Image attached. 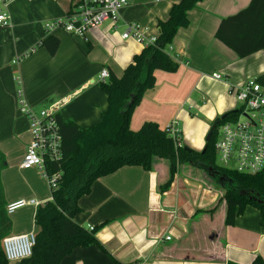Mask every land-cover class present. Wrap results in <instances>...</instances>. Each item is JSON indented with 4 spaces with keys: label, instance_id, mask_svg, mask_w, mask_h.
<instances>
[{
    "label": "crops",
    "instance_id": "1",
    "mask_svg": "<svg viewBox=\"0 0 264 264\" xmlns=\"http://www.w3.org/2000/svg\"><path fill=\"white\" fill-rule=\"evenodd\" d=\"M19 1L8 3V25L0 27L5 205L24 199V191L8 184L10 171L37 172L20 165L31 137L28 120L18 108V91L32 109L53 105L63 119L80 127L96 124L107 107L100 71L105 68L108 76L111 72L121 76L143 47L132 38L123 39L122 31L129 23H139L157 35V21L167 19L172 3L178 0H130L117 22L89 28L84 38L60 28L45 29L47 22L66 14L70 0H25L31 9L24 15L15 5ZM249 2L201 0L188 11V25L179 28L166 47L178 67L173 72L154 71V85L144 91L131 114L132 130L145 121L166 127L176 120L182 145L201 151L212 121L238 108L230 87L254 77L264 89V47L239 57L215 37L220 20ZM48 34L59 39L54 54L37 45ZM213 72L222 78H214ZM183 166H178L163 192L157 187L167 180L169 171L168 161L162 158L153 160L151 170L122 166L96 179L90 192L79 198L81 211L74 220L87 228L99 226L100 245L76 247L59 264H249L257 255L264 260V221L259 223L258 209L247 205L234 224L225 225L220 190L194 169L183 171ZM49 198L42 193L36 201L42 204ZM18 229L10 220L9 235L36 231V226L33 222L32 229Z\"/></svg>",
    "mask_w": 264,
    "mask_h": 264
},
{
    "label": "trees",
    "instance_id": "2",
    "mask_svg": "<svg viewBox=\"0 0 264 264\" xmlns=\"http://www.w3.org/2000/svg\"><path fill=\"white\" fill-rule=\"evenodd\" d=\"M201 0L173 2L167 19L156 23L155 43L143 46L124 68L121 76L109 73L100 86L106 93L107 107L101 119L89 127H80L56 113L61 134V156L47 163L49 173H59L56 187L50 188V198L35 207L33 222L36 226L35 243L28 258L12 264H59L76 247L100 245L96 238L99 226L84 227L74 217L81 211L78 200L90 192L99 177L113 173L122 166H141L152 169L155 158L168 161L169 176L158 185L159 192L167 190L180 164L187 163L203 170L205 176L220 192L225 204L224 224H234L247 205L259 211V223L264 221V171L242 173L216 164L214 141L218 126L236 116L230 111L215 118L210 126V138L201 151L186 145L177 147L168 126L160 127L154 121H145L137 130L129 126L134 108L145 90L155 83L154 71L173 72L178 63L166 47L177 30L189 23L188 11ZM215 37L231 48L239 57H246L264 47V0H250L234 14L222 18ZM38 46L54 54L59 39L52 34L39 40ZM0 152V159L4 160ZM2 170L6 165L0 162ZM211 209L210 211H212ZM10 219L5 211L3 190L0 187V264H10L4 255L2 239L9 235ZM227 264H233L228 262ZM249 264H264L257 255Z\"/></svg>",
    "mask_w": 264,
    "mask_h": 264
},
{
    "label": "built area",
    "instance_id": "3",
    "mask_svg": "<svg viewBox=\"0 0 264 264\" xmlns=\"http://www.w3.org/2000/svg\"><path fill=\"white\" fill-rule=\"evenodd\" d=\"M11 0H0V27L8 25L9 15L6 6ZM130 0H70V5L63 17L45 24L50 32L60 28L77 37L84 38L89 28L105 21L117 22L120 10ZM123 39L132 38L142 46L153 44L157 35L148 32L147 27L139 23H129L122 31ZM216 79L222 78L213 72ZM100 80L108 78V70L102 69ZM238 102L236 116L222 122L216 131L213 144L218 165L242 173L256 174L264 171V89L254 77L248 78L237 87H230ZM18 91L17 102L21 114L29 123L30 142L21 159L22 168L36 167L48 181L49 189L56 187L59 173H49L47 163L58 160L61 156V134L56 120V108L32 109ZM169 133L177 147L182 146L181 130L176 120L168 125ZM35 199H19L5 205L7 214L25 205H37ZM169 237H167L168 239ZM35 243V231L11 234L2 239V248L6 260L12 264L28 258Z\"/></svg>",
    "mask_w": 264,
    "mask_h": 264
},
{
    "label": "rangeland",
    "instance_id": "4",
    "mask_svg": "<svg viewBox=\"0 0 264 264\" xmlns=\"http://www.w3.org/2000/svg\"><path fill=\"white\" fill-rule=\"evenodd\" d=\"M15 5H17V7L21 9V11L23 12V15L26 12H28L29 9H31V6H28L31 4H29L25 0H21L17 3L15 2ZM237 105H239L238 102H237ZM17 139L21 141L23 140L22 137H17ZM1 161H3L6 164L5 158L4 160L0 159V162ZM217 161H216V164L218 165L219 162ZM180 165H184L183 171L185 169H190V170L194 169L197 173H201V177L203 176L204 178L207 179L208 182H210V180L202 174L204 173L202 169H198L197 167L191 166L187 163L180 164ZM1 166L3 165H1L0 163V168ZM33 169H36L37 171L36 175L33 172H28L27 170L19 173L15 169H12L10 171L11 174H9L8 178L6 177V180L11 188H13L14 190L18 189V190L24 191L23 193H21V196L24 198V200H29L31 198L37 200V198H40V195L42 193H47L48 195H50V189H49V184H48L47 179L43 177L39 169H37L36 167H34ZM2 185H3V182L1 179V170H0V187L1 188H2ZM34 211H35L34 205H25L21 208L16 209L14 213L11 216H9V219L11 220V222H13V225L15 222V228L17 229L18 227L21 229L22 227H25V226L29 227V229H32Z\"/></svg>",
    "mask_w": 264,
    "mask_h": 264
},
{
    "label": "water",
    "instance_id": "5",
    "mask_svg": "<svg viewBox=\"0 0 264 264\" xmlns=\"http://www.w3.org/2000/svg\"><path fill=\"white\" fill-rule=\"evenodd\" d=\"M211 132H212V129H210L206 135V141L210 138V135H211Z\"/></svg>",
    "mask_w": 264,
    "mask_h": 264
}]
</instances>
